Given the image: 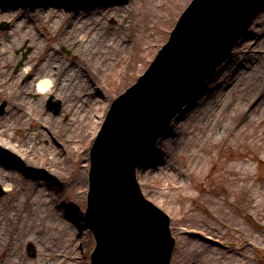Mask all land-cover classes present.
<instances>
[{"label": "rangeland", "instance_id": "rangeland-1", "mask_svg": "<svg viewBox=\"0 0 264 264\" xmlns=\"http://www.w3.org/2000/svg\"><path fill=\"white\" fill-rule=\"evenodd\" d=\"M20 1L21 0H16L15 6H19ZM22 1L30 2L32 0ZM67 1L74 2V0ZM79 1L81 2L84 0ZM157 1H159L160 4L154 5L151 0H127V2L136 3L134 9H131L129 13V19L131 18L129 24H131V29L134 31V36L135 34H142L145 28H148V37L144 40L145 48L140 49L144 45L143 43L141 47L135 50V54L131 58V63L122 77H120L119 74L114 77L112 76L111 78L114 79L113 81H107L103 76L99 78L97 82L100 87L99 91L111 95L107 99H102L100 97L98 104L92 107L91 111H94L92 115L96 116L95 120L101 121L102 114L106 112L112 98L132 84L146 69L159 47L167 39L178 15L189 3V0ZM112 5L114 6V3H112L111 6ZM125 5L126 4H124V6L120 5L117 10H114L113 16L110 10L104 12L103 8H100L101 10L96 8L93 16H95V18L100 17V21L103 22L102 24L112 26L111 29H114L118 26V14L123 12ZM58 13L60 14L61 12L59 11ZM53 19L54 18H51L46 22V24H49V29L51 27L54 28L52 25ZM154 21L156 24L152 23ZM6 22L8 23V27L0 29V40L5 41L4 43L7 45H12L15 42L17 43L10 55L15 56L14 65L11 68L12 73L16 74L23 65L18 66L22 52H26L27 56L25 60H30L31 52L35 47L40 48L46 45L47 49H52L51 52L56 53L58 51L67 62L72 58L71 55L74 46L59 45L53 49L52 47L55 46V40L50 37H48V39L44 37L45 33L39 28L37 29V25L34 26L33 23L30 22V29L29 27L26 29V32H28L27 36L18 40L17 35L11 32L13 29L11 28L8 30L12 22ZM68 25L69 24H65V27ZM42 34H44V36ZM246 54H259L260 57L257 61L252 62L251 65H248V67L247 65L244 67L245 62L243 61V56ZM240 60L241 64L238 63ZM30 63L38 64V61L34 59L31 60ZM233 68H235L236 72L239 74H252V77L255 74L258 79L248 80L245 78L244 81L237 86V89H235V87L233 88L231 84L222 88L221 79L227 76L226 74ZM29 77L30 75L28 76V74L20 77L19 86H24ZM251 80H253L254 84L256 81L255 90H251L252 86L249 84ZM230 88L231 90L228 93L227 91ZM65 89L68 91V88ZM211 90H223L218 97L214 98H219L218 105L221 106L220 108H224V115L221 117L224 118V121L220 119L217 132L211 133L210 140L212 139L213 143L209 145L208 151L202 149L198 151L200 154H204V159L206 160L201 173L198 176H189L184 171L183 173L178 171L176 167H182L183 161L180 159L185 157L177 156V159H175L177 163L174 164L171 161L169 167L166 166L165 168L160 164V161L150 160L149 162H145V164L136 171L137 180L144 196L158 206L164 213L169 215L171 219L170 229L172 235L175 237V246L169 264H216L219 260H222L221 257L227 258L228 263L239 259L242 261L240 264H264V252L257 251V249L253 248L247 241L249 239H254L260 243L264 241V228L256 226L247 215V211L249 212L253 209H251L250 206L252 202L250 200L245 202V197L254 195L250 192H245L241 195L244 202L236 198L232 205H228V202H226L227 191L226 189L223 190L225 183H220L222 173H224L223 171L232 164L234 166L238 165L239 169L240 166L243 168L249 165L248 168H250L252 176L247 179V183H252L253 178L256 176L258 177L256 183L259 185L264 184V162L259 159V157L264 159V149H254L249 144L247 138L244 140L239 138L236 141L229 139V135L232 132H236L240 126L247 122L241 121L238 126H233L231 132L230 129L226 134L223 133L224 135L222 137L220 136L221 132L226 127V113L235 109L232 108L234 100L237 102L239 99L242 104L243 101H245V105H242L243 107L240 109L246 111V116H253L254 110L255 114H258L262 111V107H264V11L254 19L248 31L245 33L244 38L234 47L231 55L219 65L214 75L209 78L200 92L194 96L175 117L169 126L172 127L174 124V128H171L169 132L167 131L165 133L166 135L163 137V142H161V144L159 140L153 152L150 154L152 159L158 145L159 150L163 147V144L173 138L172 133L180 131L185 134L189 131H193L194 126L198 123V119L195 120L192 117L195 115L196 109L199 108L198 105L206 102L209 97L212 98L213 94L210 93ZM67 91L62 93L63 95L54 93V98H60L63 103V107L58 114L45 111L43 104L46 98L43 101V99L40 100L38 95L33 97V91H29L25 96L18 95V93H16L17 95L9 96L0 93V103H5L4 110L2 114H0V127L11 126L10 133L14 135L15 139L12 145L20 147L21 150L19 149L18 152L24 154H21L23 158L28 159L29 156H34L37 152V147H41L42 149L45 146H50L55 151L54 154L57 155L58 160L61 161L64 157V153L58 151L60 145L57 146L52 142L48 131H50L51 118L58 119L59 123H62L63 126L67 122L72 126L74 123L70 122V119H74V117H78L81 114L75 113L76 110H74V114L69 110L66 113L63 112L65 104L70 103V99L66 97ZM239 95L242 98H239ZM69 108L72 109L75 108V106L72 105ZM14 113L18 114L15 118L13 117ZM38 119L40 121H37ZM40 123L41 128L38 127ZM93 123L91 118V124H88V130L91 131V134L89 138L80 145L81 150H79V154L81 155L76 161L73 160L69 162L72 169L76 166L80 169L79 183L74 185L70 182H63L57 185L53 191L54 194L52 193L53 196L56 195L52 203L54 209H57V203L62 204L67 209V214H65L64 219L73 225L77 224V226L81 228L76 237L80 246L77 250L75 249V253L70 257H67L64 245L61 244L60 246V243H58L56 246L52 247L54 254L57 252L56 256L59 258L55 264H89L90 254L95 245L93 234L88 227L84 214L88 189L87 173L89 170V150L100 122L97 124L95 132ZM45 125L47 127H45ZM248 130L250 131V128ZM25 134L28 135L25 136ZM1 140L5 142L10 141L6 136H0V141ZM6 145L8 146V143ZM2 160L3 159L0 158V164L3 163ZM150 162L152 164H150ZM66 164L69 165L68 162ZM4 166V164L0 165V186L4 189L3 193L0 194V213L5 212V208L8 206L7 202L11 199V195L7 193L16 192L21 186L18 184L12 192L6 190L11 188L13 183L10 180L6 181L7 186H5L4 175L13 174L19 179H21L20 176H25L23 173H16L12 169L7 172L4 170ZM56 166L58 165L54 163V168H57ZM26 171L27 169L21 172ZM61 172L62 170L58 168L57 174H59V176L62 175ZM36 175L39 185L37 189L35 188V191L40 193V188H43L44 180L42 176L44 175V170L38 171ZM66 175L67 174H65V176ZM183 186H185V188ZM257 194L259 198L264 199L263 189L259 188ZM16 198L19 199L17 196ZM33 200L39 204L37 199ZM242 203L244 211L239 210V204ZM211 207L214 209L215 214H209ZM232 208H235L237 212H241L240 215H236L237 219L234 217ZM230 211L233 212L231 213ZM263 212L264 209L259 210V216L263 215ZM228 215L232 216L230 220L226 218ZM260 218L263 220L264 215L260 216ZM225 220L229 222L226 223ZM239 223L242 225L241 230H236ZM182 225L189 229H193L195 232H185L180 227ZM232 226L236 227V229L232 228ZM42 237L49 238V234H40L37 236V240L32 237L18 238L21 250L20 257L23 264H46L43 259L44 252H42L41 247H39L42 244ZM48 240H50V238ZM222 242H226V244H222ZM28 243H32L35 247L34 257L27 256L26 245ZM189 245L193 246L192 250L185 252L184 250H186ZM1 252L2 250H0V253ZM244 252H246L245 256H243ZM63 255H65L64 258H62Z\"/></svg>", "mask_w": 264, "mask_h": 264}, {"label": "bare ground", "instance_id": "bare-ground-1", "mask_svg": "<svg viewBox=\"0 0 264 264\" xmlns=\"http://www.w3.org/2000/svg\"><path fill=\"white\" fill-rule=\"evenodd\" d=\"M151 1L154 5L160 4L157 0ZM22 2L19 6H15L16 0H0V21H8L10 19L9 22H12L10 28L13 29L11 32L17 35L18 40L27 36L28 32H26V29L29 27L30 22L34 26L37 25L36 28L45 33V36L42 34L44 37L47 39L50 37L55 40L53 49L59 45L74 46L72 58L67 62L58 51L53 53L51 52L52 49H47L46 45L40 48L35 47L31 52L30 60H25L23 66L15 74L11 70L15 56L10 55L17 43L7 45L4 43L5 41L0 40V93L8 96L17 95L16 93H18V95L25 96L29 91H33L39 94L41 100L48 96L49 92L62 94L67 91L65 88H68L66 97L70 99V103L65 104L63 112L66 113L69 110L74 114V110H76L75 113L81 114L78 117H74V119H70V122L74 123L72 126H70L69 122L63 126L58 119L51 118L50 131L48 133L52 142L57 146L60 145L58 151L64 153L61 161L57 159V155L54 154L55 151L50 146H45L42 149L37 147V152L34 156H29L28 159L23 158L22 155L24 154L18 152L20 147L12 145L15 139L14 135L10 133L11 126L0 127V136H6L10 139L8 142L0 141V158L3 159V163L0 165L4 164V170L7 172L12 169L16 173L25 175H19L21 179L13 174L4 175L5 186H7L6 181L10 180L13 183L11 188L7 189L10 192L14 191L18 184L21 186L18 191L13 192L16 195L7 193L11 195V199L7 202L8 206H6L5 212L0 213V250H2L0 253V264H23L20 257L21 250L18 238L32 237L37 240V236L40 234H49L50 238V240L45 237L41 238L42 244L39 247L44 252L43 259L46 264H55L59 258L56 256L57 252L54 254L52 247L58 243H60V246L61 244L64 245L67 257H70L75 253V249L77 250L80 246L76 237L81 228L77 224L73 225L64 219L67 209L62 204L57 203L58 207L56 210L54 209L52 203L56 195L53 196V191L57 185L63 182H70L74 185L79 183L80 169L77 166L72 169L69 162L76 161L81 155L79 154L80 145L91 134V131L88 130L91 118L94 122V132L100 122L95 120V115H92L94 112L91 111L92 107L98 104L100 97L107 99L111 95L99 91L100 87L97 84L99 78L103 76L107 81H113L112 76L119 74L122 77L131 63L135 50L142 46L145 38L148 37L149 31L148 28H145L142 34H135L134 36V31L131 29V24H129L131 22L129 13L131 9H134L136 3L127 2V0H84L81 2L79 0H74V2L67 0H32L30 2ZM112 3H114L113 7L111 6ZM124 4L127 6L125 5L123 12L118 14V26L114 29H111L112 26L102 24L100 17L95 18L93 16L96 8H103L104 12L110 10L113 16L114 10H117L120 5L124 6ZM59 11L61 12L60 14L58 13ZM51 18H54L52 20L54 28L51 27L49 29V24H46V22ZM152 23L156 24L155 21ZM65 24L69 25L65 27ZM144 48L145 43L140 49ZM259 57V54H246L243 56L244 67L251 65ZM34 59L38 61V64L30 63ZM240 62L241 60L238 63ZM235 68L229 70V73L226 74L227 76L221 79L222 88L231 84L233 88L237 89V86L245 78L248 80L258 79L255 74L253 77L252 74H239ZM25 74L30 75V77L24 86H19L20 77ZM249 84L252 86L251 90L256 89V81L254 84L253 80H251ZM230 90L231 88L227 92L229 93ZM222 91L211 90L212 98L209 97L206 102L198 105L199 108L196 109V113L192 117L195 120L198 119L193 131L185 134L180 131L172 133L173 138L163 144V147L159 150L158 145L153 159L150 155L146 162L150 160L160 161V164L165 168L166 166L169 167L171 161L176 164L177 161L175 159H177V156H184L185 158L180 159L183 161L182 165L180 164L182 167H176L178 171L182 173L184 171L189 176H198L206 161L204 154H200L198 151L200 149L208 151L209 145L213 143L212 139L210 140L211 133L217 132L220 119L224 121V118H221L224 115V108H220L221 106L218 105L219 98H214L218 97ZM239 98L242 97L239 95ZM72 105L75 108L70 109L69 107ZM242 105H245V101L242 104L241 100L238 99L237 102L234 100L232 108L235 109L226 113V127L220 136L222 137L230 129L231 132L233 126H238L241 121H246L247 123L229 135V139L236 141L239 138H242V140L247 138L254 149H264V107L258 114H255L254 110L253 116H246V111L240 109L243 107ZM17 116V113L13 114L14 118ZM37 121L40 120L38 119ZM40 126L41 123L38 124L39 128H41ZM45 127L47 126L45 125ZM171 128H174V124L170 127V130ZM249 128L250 131L248 130ZM27 135L25 134V136ZM161 142H163V138H160V144ZM7 143L8 146L6 145ZM67 162L69 165L66 164ZM54 163L58 165L56 166L57 168H54ZM150 164L152 163L150 162ZM248 166L243 168L240 166L239 169L238 165L230 164L223 171L220 183H225L223 190L226 189L227 191L226 202H228V205H232L236 198L244 202L241 195L245 192H250L254 195L245 197V202L247 200L252 202L250 206L253 209L250 212L247 211V215L252 216L254 222L259 224L261 222L260 216H263L264 212L263 215L259 216L258 211L264 209V199L259 198L257 191L259 188L264 190V184H257L256 180L258 177L256 176L253 178L252 183H247V179L252 176ZM58 168L62 170L61 176L57 174ZM25 169H27L26 172H21L25 171ZM43 170V188H40V193H38L35 191V188L37 189L39 185L36 173ZM114 182L113 187L122 194V184L119 180H114ZM183 187L185 188V186ZM109 195L111 196L109 205L117 204L114 193L110 192ZM33 199H37L39 204ZM242 206L243 203L239 204L240 211H244ZM232 209L235 218L237 214H241L235 208ZM233 211L230 212L232 213ZM213 213L214 209L211 207L209 214L212 215ZM226 218L230 220L232 216L228 215ZM225 222L229 221L225 220ZM238 225L237 229L234 226L232 228L241 230V223ZM260 225L264 226V223H260ZM192 248L193 246L189 245L184 251L189 252ZM245 253H243V256H245ZM64 257L65 255L62 258ZM221 259L216 264H240L242 262L236 259V261L228 263L227 258L221 257Z\"/></svg>", "mask_w": 264, "mask_h": 264}, {"label": "water", "instance_id": "water-1", "mask_svg": "<svg viewBox=\"0 0 264 264\" xmlns=\"http://www.w3.org/2000/svg\"><path fill=\"white\" fill-rule=\"evenodd\" d=\"M200 1L202 0L196 1V3ZM203 1L206 2L207 0ZM222 2L225 7L233 8L229 15L231 18L239 15L241 17H247V19L250 20L253 16V13L246 14L249 5L248 0H234V3H232V0H222ZM218 5L219 9H212L208 12L218 15L219 11H222V9H220V2H218ZM196 19V15L183 19L178 30L177 40L175 39V42L172 43L173 45L171 44V47H168L162 57H159L155 62V64L158 63L159 67L170 70L171 73L168 75L169 83L166 84L165 87L163 86V92H154V94L157 95L165 94L167 96H162L157 103L148 107V110H166L170 102L173 108L176 109L166 118L165 123L177 111L182 102L192 93L194 87L198 84L194 69L197 63L196 60L199 57L204 58L212 49L219 47L213 54L214 56L217 54L215 57L213 56L214 61H209V64L213 66L219 55L221 54L222 56L226 52V49L233 44L241 30L240 28L230 39L227 37L224 38V33L222 34V32H224L223 29L227 27V22H222L221 26L218 24L214 29L215 34L210 35L209 39L200 46L201 49L195 55L197 56L196 60L189 65L187 71H183L184 69L182 67L184 63L179 59L180 55L176 48L189 35L190 27ZM208 20L210 19L208 18ZM173 55H175L176 58L171 64L170 61ZM206 66L207 65H205V67ZM170 90L177 92V94L168 96L167 92ZM139 126L145 129L146 121L140 122ZM109 193L110 191L105 192V195L111 200ZM123 194L124 199L119 201L120 205H118L115 209L116 211L113 212L114 216L116 214V219H113L110 215H106L94 221L96 232L101 234V240L93 254L92 264H166L172 241L168 236L165 221L162 218L156 220L144 218L137 212L140 208L139 206L136 204H129L126 206L132 200L131 192H125ZM115 197L118 198L116 195ZM119 225L124 226L121 228Z\"/></svg>", "mask_w": 264, "mask_h": 264}]
</instances>
